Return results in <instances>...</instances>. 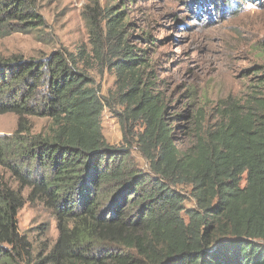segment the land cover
Wrapping results in <instances>:
<instances>
[{"label": "trees", "instance_id": "1", "mask_svg": "<svg viewBox=\"0 0 264 264\" xmlns=\"http://www.w3.org/2000/svg\"><path fill=\"white\" fill-rule=\"evenodd\" d=\"M122 14L106 11L103 39L89 25L91 58L81 47L45 60L0 59V116L17 117L13 135L0 138V155L12 156L15 166L5 167L28 188L30 202L51 212L57 230L49 253L34 258L16 222L26 200L0 176V264H264V77L261 96L229 106L207 138L199 126L194 148L181 151L162 101L138 87L141 60L127 50ZM42 26L32 0H0V38ZM92 59L118 82L128 77L125 97L130 114L143 120L136 138L149 173L127 140L106 142ZM32 118L49 120L46 131L32 134ZM178 186H189L195 203L187 220Z\"/></svg>", "mask_w": 264, "mask_h": 264}, {"label": "rangeland", "instance_id": "2", "mask_svg": "<svg viewBox=\"0 0 264 264\" xmlns=\"http://www.w3.org/2000/svg\"><path fill=\"white\" fill-rule=\"evenodd\" d=\"M32 1L44 26L28 34L0 38V59L45 60L63 49L76 54L81 47L91 58L94 54L89 25L97 27V34L103 39L106 11L122 12L127 50L141 60L134 76L140 81L138 87L146 85L151 96L162 101L164 117L181 151L194 148L199 126V134L207 138L220 126L222 112L229 106L246 107L254 96H261L258 83L264 77V0ZM105 43L103 54L108 60ZM88 74L105 104L101 128L106 142L121 147L127 140L132 145V158L142 171L149 173L136 138L144 129L143 120L130 114L125 97L130 90L128 77L124 84L118 82L107 64L94 59ZM28 122L32 134L46 131L50 123L38 118ZM16 128V116H0V138L12 136ZM10 157L0 155V176L2 182L26 200L16 222L20 237L30 242L35 258L41 251L49 253L55 243L56 221L40 203L27 199L28 188L5 167V162L9 166L16 164ZM245 180L246 176L242 187ZM177 189L186 197L182 218L187 220L186 212L195 208L191 188ZM2 248L9 250L7 245Z\"/></svg>", "mask_w": 264, "mask_h": 264}]
</instances>
